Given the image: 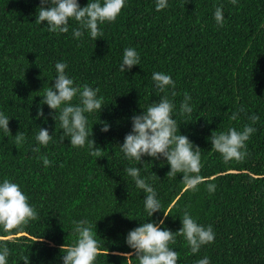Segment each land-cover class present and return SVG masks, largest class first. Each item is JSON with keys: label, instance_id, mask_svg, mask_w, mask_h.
I'll return each instance as SVG.
<instances>
[{"label": "trees", "instance_id": "1", "mask_svg": "<svg viewBox=\"0 0 264 264\" xmlns=\"http://www.w3.org/2000/svg\"><path fill=\"white\" fill-rule=\"evenodd\" d=\"M88 2L78 0L81 7ZM155 4L125 0L114 22L99 25L104 37L94 41L88 31L82 38L73 36L79 27L74 20L60 34L49 32L46 21L37 23L40 0H0V112L10 118L11 132L0 129V183H17L39 217L12 232L0 227V247L6 244L10 250L8 264H24L21 255L29 256V264H63L60 246L75 243L72 222L81 220L97 233L95 264H139L134 255H122L134 253L126 243L128 232L161 219V228L176 232L185 210L197 223L211 225L215 239L192 253L177 236L170 245L179 253L177 264H196L204 257L210 264H264V0H237L235 5L231 0H168L161 11ZM220 5L223 26L214 19ZM128 47L139 53L140 65L121 72ZM58 61L67 64L75 85L99 88L105 105L85 115L104 157L91 156L87 145L71 146L67 137L60 142L62 130L47 104L37 118L43 87L54 84ZM154 72L170 75L175 88L158 93ZM185 92L191 96L190 115L180 114ZM165 94L176 106L173 117L180 133L201 149L203 182L196 191L185 190L183 173L167 176L166 158L145 155L137 163L121 151L131 117ZM78 102V97L72 101ZM233 112L239 113L237 120L230 118ZM253 114L259 117L255 124L249 120ZM99 121H106L109 131L102 132ZM245 124L256 129L246 142L248 156L225 162L209 137L213 131H242ZM40 128L53 137L46 147L35 140ZM17 132L26 136L19 148ZM37 146L40 152L34 153ZM41 155L50 166L38 159ZM128 167L140 168L167 217L163 210L148 217L146 193L136 187ZM208 183L216 185L213 193ZM42 237L44 242L36 241Z\"/></svg>", "mask_w": 264, "mask_h": 264}, {"label": "clouds", "instance_id": "2", "mask_svg": "<svg viewBox=\"0 0 264 264\" xmlns=\"http://www.w3.org/2000/svg\"><path fill=\"white\" fill-rule=\"evenodd\" d=\"M231 3L235 5L237 0H231ZM124 6L125 0H102V2L101 0H89L83 7L80 6L78 0H40L35 21L40 24L46 21L49 32L60 34L67 33L70 20H74L78 22L79 27L73 29V36L79 39L84 36L85 31H88L95 41L98 37H104L99 25L114 22ZM167 7L168 0H156V11ZM214 19L218 26H223L222 5L215 7ZM134 65H140L139 53L132 47L125 48L122 63L119 66L120 71H129ZM66 68V63L56 62L55 82L47 88L43 87L41 95L43 99L37 109V118L44 116L43 105L47 104L51 110H54L50 115L59 123L62 130L60 142H64L67 137L70 139L71 146L83 148L87 145L91 156L104 157L101 148L96 147L95 140L91 138L92 129L87 127L88 119L85 115L97 110L100 112L105 105L104 99L102 96L98 97L99 88H92L88 84L75 85L74 80L66 74ZM152 80L158 93H166L169 88H175V81L168 74L154 72ZM171 95L174 97L175 91H172ZM77 97L79 102L73 104V99ZM190 100L191 96L185 92L180 104L181 115L192 113ZM175 107L174 102L165 94L158 102L154 101L147 109H143L140 114H134L131 117L132 129L125 135L124 142L120 145L121 151L127 159L135 160L137 163H140L145 155L157 160L161 157L166 158V162L170 165L167 176L176 177L177 173H183L182 181L185 184V190L196 191L197 186L203 182L199 175L201 149L198 145H194L186 135L180 133L177 121L173 117ZM239 111H244V109L241 108ZM238 115V112H233L230 118L237 120ZM9 119L3 112H0V129L4 133H11ZM249 120L255 124L259 117L253 114L249 116ZM99 123L102 125V132L109 131L110 125L106 121H99ZM255 131L256 129L250 124H245L242 131H237L235 128H230L227 133L213 131L209 139L212 148L221 154L225 162L232 160L242 162L248 156L246 142ZM25 140L26 136L23 132H17L14 136L17 148ZM35 140L38 145L46 147L53 142V137L48 129L40 128ZM32 151L39 153L40 147H33ZM38 159L43 161L45 167L52 163L46 155H41ZM125 171L133 178L136 187L146 193L144 207L148 217L163 210L157 199L156 190L147 182V179L141 178L140 168L128 167ZM215 189V184L208 183L209 193H213ZM163 212L165 217L169 215L168 212L164 210ZM38 218L36 209L30 205L28 197L20 186L9 179H4L0 183V227L3 231L12 232ZM72 223L74 224L73 233L77 239L71 246H65V244L60 246L63 253V264H95L100 254L99 242L95 238L96 231H93L92 226L86 220ZM181 223L182 227L176 232L160 227L164 224V219H161L159 223L154 221L142 223L131 229L126 236V243L134 250V253H123L122 255H134L139 264H177L179 253L170 247L176 243L177 236H182L186 240L192 253H198L203 245L214 242L215 233L212 226L205 227L197 223L187 210L183 213ZM36 241L44 242L43 237ZM9 255L10 250L4 244L0 247V264H8ZM20 260H23L24 264H29L28 255H21ZM196 264H210V260L204 257Z\"/></svg>", "mask_w": 264, "mask_h": 264}]
</instances>
